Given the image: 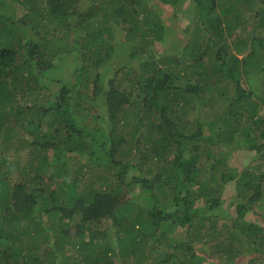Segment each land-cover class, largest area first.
I'll use <instances>...</instances> for the list:
<instances>
[{
	"label": "trees",
	"instance_id": "16d2710c",
	"mask_svg": "<svg viewBox=\"0 0 264 264\" xmlns=\"http://www.w3.org/2000/svg\"><path fill=\"white\" fill-rule=\"evenodd\" d=\"M176 1L0 0V264H115L114 254L123 264H199L205 254L173 231L188 225L187 236L200 241L224 235L214 227L219 214L209 210L222 204L229 182L238 202L235 212L223 211L238 233L228 231L216 244L219 262L264 253V229L242 218L256 203L264 210V164L258 161L264 157V93L255 94L249 80L264 53L255 50L256 39L244 38L232 52L223 37L225 27L231 33L250 19L240 6L256 0H191L195 31L184 45V39L170 41L179 47L176 54L150 57L100 81L99 67L138 32L166 42L172 29L165 28L162 6ZM71 31L77 34L68 41ZM257 41L262 47L264 36ZM182 79L188 81L184 94L175 95L173 83ZM223 81L235 96L203 131L200 115L190 123L187 113L208 105L203 90ZM81 100L88 101L83 111L92 112L78 113ZM23 145L32 147L33 157L10 183L13 164L2 150ZM236 148L255 153L240 172L227 163ZM164 152L174 157L148 176ZM61 171L64 179L53 184L52 175ZM109 221L118 228L112 234ZM162 241L173 243L170 257L153 254Z\"/></svg>",
	"mask_w": 264,
	"mask_h": 264
},
{
	"label": "rangeland",
	"instance_id": "374dc122",
	"mask_svg": "<svg viewBox=\"0 0 264 264\" xmlns=\"http://www.w3.org/2000/svg\"><path fill=\"white\" fill-rule=\"evenodd\" d=\"M156 2V1H155ZM163 3H161L159 6H161ZM172 4V3H171ZM240 3H236L235 5L237 6ZM85 5L88 6V2H85ZM191 5V0H177L176 3H173L172 5H163L162 7L165 9L163 16H162V21L165 24V28L167 31L169 29H172V33L168 34L167 33V39L166 42L160 41L158 39L154 38H149V37H144L141 36L140 33L138 32L135 36V41L129 45L125 44L122 49L119 50L118 54L115 53L114 56L110 58L109 61L106 62L99 67V70L101 72L102 77L100 78V81L108 80L110 77L113 76L115 72L118 70L120 71L119 77L122 76L123 72L132 70L133 66H137L138 63L142 62L143 60H147L150 57L156 56V59H158L161 56L164 55H170V54H176L179 50L178 45L173 49L170 47V41H176L177 39H184L187 42V39L191 36V31L194 33L195 28L194 26V18L193 14L194 12L190 10L189 6ZM234 5V6H235ZM261 2L260 0H256L254 4H248V3H243L240 8L241 10L244 11V15L250 18L247 20V22L244 25H241L238 27V29H235L231 33H228V28L225 27L226 24H222V26L225 27L223 37H226V44L228 47H231L232 52H235L236 49L233 48V44L237 43L239 39L244 38L247 42L250 43L252 39H256L255 42H253V46L255 47V50L259 49L264 53V45L262 47L260 43H258L257 38H261L264 36V27H263V19H264V14L261 9ZM230 13V12H228ZM234 21V20H233ZM51 26V25H50ZM76 31H71L68 36L67 40L71 41L72 38L74 37ZM77 34V33H76ZM250 35V36H249ZM76 36V35H75ZM248 37V38H247ZM123 41L125 40L122 39ZM181 43V45H182ZM80 46L79 44L76 46L78 49ZM78 49L73 50L72 54H78ZM170 49V50H169ZM168 50V51H167ZM214 49H211L209 52H213ZM80 52V51H79ZM132 52H136V55H132ZM76 57V56H75ZM73 58V57H72ZM77 58V57H76ZM75 59V58H73ZM79 60V58H77ZM76 60V59H75ZM207 60V59H206ZM157 62H160L156 60ZM206 64L209 65L210 62L209 60L206 61ZM252 74L250 79L252 82V85L254 86L255 94L262 95L264 92H260V86H264V60L260 61L258 64H255V66L252 65L251 67ZM210 70V68H209ZM126 82H128L126 80ZM186 79H182V81L179 82H174L173 87H174V93H178L183 95L184 91L181 87L185 86L187 84ZM245 83V82H244ZM129 84V83H126ZM89 86L92 87L93 83L89 82ZM246 86V84H245ZM193 94H189L188 98L190 101V97ZM264 95V94H263ZM203 96H205V104H208L206 106L201 105V106H195L193 107L188 113H187V118L190 123L193 122V119L197 117V115H200L199 117L201 118V121H203V131H206L208 129V126L206 125V120L210 118L211 116L213 117L215 114H219L223 110H225V106L228 105L229 101L228 99L233 98L235 96V93L233 91V88L230 84L227 82L223 81L220 83L217 87V89H205L203 90ZM212 97V99H209ZM99 102L104 101L103 97L101 95H97L96 98ZM251 99L253 100H258L260 102V99H258L256 96H253ZM231 102V101H230ZM83 103V102H82ZM189 103V102H188ZM191 103V101H190ZM88 104V103H84ZM104 105V103H102ZM235 106V105H234ZM237 108L240 106V104H236ZM104 109V108H102ZM104 113V112H102ZM143 124L140 125V130ZM140 132V131H139ZM28 137V135H26ZM28 141L31 140V137L27 138ZM13 146H18L14 144ZM1 147H3L1 143ZM216 147V146H212ZM152 148V145L150 147L142 148V153H148L152 150L148 149ZM186 154V153H184ZM254 151L245 149V148H240V149H234L231 153V156L227 163H229L230 167L236 168L237 172L241 171V168L243 166L248 165L249 162L251 161V158L254 156ZM187 155V154H186ZM6 159V164L9 162H12L13 167L11 171L8 173V176H11V182L13 183L14 180H18L20 174V168L26 166L25 163L28 162V159L30 157H33L32 155V147H28L27 145L21 146L20 150L17 151L14 148L10 147L9 150H2V155ZM184 156V155H183ZM174 157V153H162L160 155V161L158 162L157 165H152L150 169L146 170V174L148 176H155L157 173L159 167H162L164 162L168 159H172ZM185 157V156H184ZM78 158H75L74 160L72 159L71 166H69L70 171H75V168L77 167L76 160ZM85 160V159H84ZM262 164H264V157L258 160ZM136 171L132 170L130 174H134ZM67 173V172H66ZM71 174V173H70ZM64 172L61 171L60 175L57 176V174L52 175V182L53 184H57L64 179ZM48 176V175H46ZM89 176V175H88ZM150 177V178H151ZM139 189L137 188L135 193H138ZM236 193L234 191V183L229 182L228 185H225V188L222 191L221 194V200L222 204L218 207H213L209 212H214L218 213V216L214 217V227H216L218 230L223 231L225 234L222 235L220 234L219 238L213 237V240H208V239H203V240H196L195 237L191 238L190 236H187L186 231L188 228V225L186 226H179L176 225L173 235L175 238H182L181 241L187 242L188 245H191L193 250L201 252L205 254L206 259L201 261L199 264H224L222 262H219L220 259V251H214V248L216 244H218L221 241H224L225 237H228V231L231 232V230H234V232L238 233L237 229L238 226L236 224H232L228 218L225 217L223 209H226L231 212H235V206L238 201L235 199ZM252 205L251 210L249 212H246L244 216L242 217L244 222H252L262 229H264V210L259 208L257 205ZM24 219L21 218V222ZM48 219L42 218L43 222H46ZM208 222H206L207 224ZM111 222L109 221L107 224V232L108 233H113L115 230H117V226L112 225L110 226ZM225 224V225H224ZM226 226H230L228 229ZM30 234L34 235L33 229L30 230ZM179 233H184V234H179ZM190 233V232H189ZM189 235V234H188ZM192 236H194V233H191ZM40 238L37 240L39 243H44L45 242V237L43 235H39ZM177 238V239H178ZM226 240V239H225ZM36 241V242H37ZM115 244V242H114ZM171 246H173V243H171ZM168 243V241H162L160 244L157 246V250H153V254L155 257L159 256V258H163V254H168V257H170L172 254H174L173 247H171ZM203 251V252H202ZM185 251L181 250V254L184 253ZM253 254H240L238 257L234 259V261L237 264H264V253H255L254 257H252ZM158 258V257H157ZM112 259L115 264H123L124 258L117 256V254L112 255ZM131 264V263H130ZM152 264H158L156 262H153Z\"/></svg>",
	"mask_w": 264,
	"mask_h": 264
},
{
	"label": "clouds",
	"instance_id": "9594fccd",
	"mask_svg": "<svg viewBox=\"0 0 264 264\" xmlns=\"http://www.w3.org/2000/svg\"><path fill=\"white\" fill-rule=\"evenodd\" d=\"M177 82H179V81H177ZM174 88V87H173ZM182 88V87H181ZM173 91H174V89H173ZM172 91V92H173ZM174 93V92H173ZM175 95H176V93H174ZM73 100V99H72ZM74 101V100H73ZM80 103H81V109L80 110H77V111H79L78 113L81 115V116H83L84 115V112L87 114L88 112H92V110H90V111H88V112H86V111H83V109L86 107V106H88V104H84V103H88V101L87 100H81V101H79ZM83 102V103H82ZM101 102H103V101H101ZM70 108H72V109H74V110H76V107H73V106H71ZM101 112H104L103 114H105L106 113V110L104 109V110H101ZM80 116V121H81V119H82V117ZM108 115H107V113L105 114V117L107 118V119H109L108 117H107ZM86 121H88V120H85V122ZM92 125V124H91ZM256 253V252H255ZM255 253H253V255H252V257L251 258H253L254 257V255H255ZM257 254V253H256ZM261 254V253H260ZM263 254V253H262Z\"/></svg>",
	"mask_w": 264,
	"mask_h": 264
}]
</instances>
